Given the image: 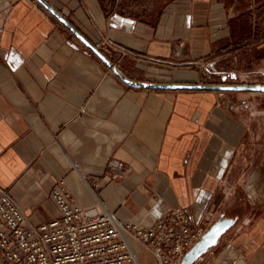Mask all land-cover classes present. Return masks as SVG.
<instances>
[{
  "label": "crops",
  "instance_id": "obj_1",
  "mask_svg": "<svg viewBox=\"0 0 264 264\" xmlns=\"http://www.w3.org/2000/svg\"><path fill=\"white\" fill-rule=\"evenodd\" d=\"M46 1L134 80L264 84L261 0H171L145 15ZM60 180L121 222L152 226L176 207L193 227L235 217L195 264H264V91L131 86L41 1L0 0V193L39 224L59 215Z\"/></svg>",
  "mask_w": 264,
  "mask_h": 264
},
{
  "label": "built area",
  "instance_id": "obj_2",
  "mask_svg": "<svg viewBox=\"0 0 264 264\" xmlns=\"http://www.w3.org/2000/svg\"><path fill=\"white\" fill-rule=\"evenodd\" d=\"M105 44L119 49L110 40ZM52 198L59 215L35 224L10 192L0 193V255L6 264H141L135 242L156 264H181L211 226L209 219L191 226L180 207L152 226L121 222L102 203L77 204L64 180L54 187Z\"/></svg>",
  "mask_w": 264,
  "mask_h": 264
},
{
  "label": "water",
  "instance_id": "obj_3",
  "mask_svg": "<svg viewBox=\"0 0 264 264\" xmlns=\"http://www.w3.org/2000/svg\"><path fill=\"white\" fill-rule=\"evenodd\" d=\"M41 1L67 28L86 45L93 53H95L101 60H103L111 70L119 76L125 83L141 88L154 89H210V90H238V89H258L264 91V84H222V83H181V82H151L139 81L128 77L120 68L91 40H89L78 28H76L67 18L59 13L46 0ZM227 79V75L224 76ZM235 217H229L222 214L210 228L203 234L201 239L189 249L181 264H195L201 257H203L213 247L218 245L223 235L236 223ZM0 264H6L0 258Z\"/></svg>",
  "mask_w": 264,
  "mask_h": 264
},
{
  "label": "rangeland",
  "instance_id": "obj_4",
  "mask_svg": "<svg viewBox=\"0 0 264 264\" xmlns=\"http://www.w3.org/2000/svg\"><path fill=\"white\" fill-rule=\"evenodd\" d=\"M119 4V8L129 10L138 14H150L159 7L166 5L171 0H115ZM259 4L261 11L258 14V19L261 26L264 28V0ZM145 264H153V262L147 258Z\"/></svg>",
  "mask_w": 264,
  "mask_h": 264
},
{
  "label": "clouds",
  "instance_id": "obj_5",
  "mask_svg": "<svg viewBox=\"0 0 264 264\" xmlns=\"http://www.w3.org/2000/svg\"><path fill=\"white\" fill-rule=\"evenodd\" d=\"M244 190L248 196L250 202H253L257 197V192L255 191L253 185L251 183L244 185Z\"/></svg>",
  "mask_w": 264,
  "mask_h": 264
},
{
  "label": "bare ground",
  "instance_id": "obj_6",
  "mask_svg": "<svg viewBox=\"0 0 264 264\" xmlns=\"http://www.w3.org/2000/svg\"><path fill=\"white\" fill-rule=\"evenodd\" d=\"M138 245V244H137Z\"/></svg>",
  "mask_w": 264,
  "mask_h": 264
}]
</instances>
